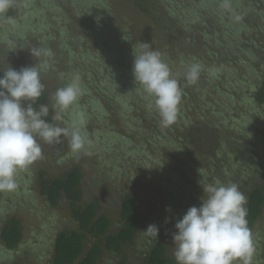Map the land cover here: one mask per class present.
I'll use <instances>...</instances> for the list:
<instances>
[{
  "label": "rangeland",
  "instance_id": "374dc122",
  "mask_svg": "<svg viewBox=\"0 0 264 264\" xmlns=\"http://www.w3.org/2000/svg\"><path fill=\"white\" fill-rule=\"evenodd\" d=\"M80 1L82 0H19L18 7L21 11L17 12L14 19L9 20L6 12L0 14V39L7 35L5 39L16 43L17 46L20 34L25 33L35 37L34 39L39 37L48 41L52 57H48L47 61L62 73L65 78L63 83H68L73 74L80 75L82 89L83 87L88 89V94H83L79 98L76 111L86 114L85 128L91 141L87 145V152L90 155L83 152L74 155L70 151L67 137L61 136L60 142L53 144L44 143L37 137L43 158L27 170L19 172L16 178L18 187L12 192H4L5 196L2 194L0 198V217H7L12 208L23 227L24 243L21 251L24 255L19 259L9 260L12 263L52 264L57 233L78 228L77 222L71 216L68 202H61L57 208H53L41 195L39 187L41 170L45 171L47 178H58L80 167L84 174L82 182L84 204L99 199L102 209L110 213L114 231L120 227L121 204L133 191L146 190L142 196L144 205H137L139 211L144 213L141 231L146 230L152 221L158 225L162 221L165 222L166 218H170V215L175 213L171 204L175 205L177 200L191 198L199 203L203 196L202 186L196 182L201 178L199 172L202 169L210 171L206 165L208 162L206 158L199 154L200 157L196 161L180 160L178 155L185 151L184 144L170 136L168 127L160 126L157 114L149 115L150 110L142 104L146 101H135L134 97L138 95L134 91L126 96L127 102L113 94V88L109 84L110 78L116 80L128 76L125 73L124 75L114 73L112 69L125 50L127 51L122 55V60L126 59V63L121 62L120 67L130 74L131 81H134L132 72L134 59H130L128 55L134 56L143 51L139 47L140 43L146 42L153 50L161 53L162 59L179 81L182 92L180 116L196 121L207 112L213 115L214 122L240 135L230 137L232 141L245 137L249 142L256 143L259 139L255 135L259 134L264 140V107L254 109L251 102L256 82L261 77L258 73L264 70V58H259L260 55H264V46L260 42L264 40V0H184L185 5H180L183 13H179L180 24L185 28L189 27L184 31L171 19L166 22L154 14L142 15L132 0H110L111 9L107 11L101 7L97 10L113 15L116 26L122 27V35L131 33L127 45L120 44L125 45L122 53L119 56L117 53L111 55L107 52V48L111 49L109 46L100 49L91 37L90 44L81 40L79 41L81 50L77 47V53L80 51L91 53L95 50L99 61L110 68L109 70L106 68L105 71L100 70L103 69L100 68V63L88 62L77 55L72 58L66 54L68 51L66 46L69 43L62 37L63 29L73 28L75 35L81 37L83 33L80 26H86L73 18L76 5ZM225 2L228 4L227 8L223 7ZM35 7L41 11L34 10ZM200 15H204L207 22H212L209 29L206 28L208 25L202 23ZM48 18L53 28H46L45 20ZM65 20L70 21L69 24L64 22ZM193 26L199 27L197 30L190 29ZM204 31L212 39L211 43L213 40H219L218 43L223 44L220 51L233 52L231 57L223 55L217 48L216 56L212 53L214 48L208 46L205 49ZM113 35L122 36L117 33ZM188 37H194L197 41L191 42ZM62 57L67 58L66 61L69 62L66 67L60 61ZM0 58L1 61H5L3 57ZM199 61L202 65L199 84L197 82L189 84L183 75L185 65ZM1 65L7 68L3 62ZM214 68L217 73L211 72ZM48 84L49 114L53 117L51 105L57 84L51 82ZM204 85H208L206 94L202 91ZM184 93L189 94L188 98ZM96 101L101 104L102 109ZM131 105V111H127ZM257 112L258 114H255ZM179 115L178 120H182ZM73 118L74 113L70 109L63 114L62 120L55 121L54 124L67 127ZM256 123L261 126L257 127ZM255 159L260 160L259 156ZM208 174V184L218 180L215 171ZM258 185H264V177ZM162 191H167L164 192L167 194L162 198L164 201L155 209L152 196ZM168 208L171 212L166 211ZM177 208L181 209V206ZM168 236L169 232L166 233V237ZM149 237L145 236L144 241ZM142 241L139 242L137 239L128 244L124 256L105 252L99 264H120L123 260L127 264H145L144 251L147 243ZM252 241L254 252L251 264H264V216L252 230ZM170 244L169 252L173 255L174 245L172 242ZM1 247L0 242V257L4 251ZM7 255L10 256L11 253ZM4 261L1 264H5Z\"/></svg>",
  "mask_w": 264,
  "mask_h": 264
},
{
  "label": "trees",
  "instance_id": "16d2710c",
  "mask_svg": "<svg viewBox=\"0 0 264 264\" xmlns=\"http://www.w3.org/2000/svg\"><path fill=\"white\" fill-rule=\"evenodd\" d=\"M41 2L43 3V1ZM109 2L110 0H95V2H93V0H82L80 3L78 2L76 5V13H73V18L87 26H80L83 33L82 36L75 35L73 28L70 30L63 29L61 32L62 37L67 43H69V45L66 46L68 50L66 53L67 56L70 55L72 58H75L77 55L78 58H83V60H87L88 62L93 61L98 64L100 63V68H103L100 69L101 71H105L106 68L109 70L110 68L99 61L97 58L98 53L95 50H92L91 53L89 51H80L77 53L78 48L81 50L82 47L79 41L84 40L90 44V39L92 38L91 40H93L100 49L109 46L111 49L108 50L107 48V52L113 56L117 53L119 56L122 53V48L125 47V45L122 46L120 44L127 45L129 37L132 36L131 33L122 35V27L118 28L116 26L113 15L105 11L101 12V10H97V8L103 7L108 11L111 9ZM132 2L142 15L150 16L151 14H154L166 22L171 19V21L174 24H177L182 31L189 28H185L180 24L181 18L179 13H183L180 9V5H185L184 0H132ZM172 3H175L178 7L176 8V5L173 6ZM97 5H100V7ZM18 6L19 0H12L11 7L6 11L9 20L14 19L17 12L21 11ZM35 8L36 9L34 10L41 11L40 8ZM199 18L202 19L203 24L206 26L208 25L206 27L207 29H209V25L212 26V22H207L204 15H200ZM94 19H96V21H93ZM55 20L56 19H53V21ZM64 22L69 24L70 21L65 20ZM45 24L47 25L46 28H53L50 18L45 20ZM76 26H78L77 22ZM198 27L193 26L190 29L197 30ZM115 33L122 36L116 37L113 35ZM6 36L7 35H4V37L0 39V56L5 60L1 61L0 58V76L3 75L2 72L7 71L9 66L16 70H19L22 67L32 66L36 62L29 52L33 46L47 49H49L50 46L48 41L42 40L39 37L34 39L35 37H31V35H26L25 33L20 34V39L16 46V43H11L9 40H6ZM203 36L206 37L204 41L206 43L205 49H207L208 46L214 48L212 53L213 56H216L217 52H215V49L217 48L220 51V47L223 46V44L218 43L219 40H213V43H211L212 39L207 36L206 31L203 32ZM188 40L191 42L197 41L194 37H188ZM260 42L264 46V40ZM126 51L127 50H125V53ZM220 52L228 57H231V54L233 53L222 50ZM125 53H122L119 56V60L113 65L112 69H114V73L116 72L117 74L123 75L125 73L128 76H122L116 80L110 78L111 82H108L113 88L112 92L118 98L120 97L126 100V96L134 91V93L138 95L134 97L135 101H146L143 93L139 91L140 86L138 84L136 85L134 81H131L129 77L130 74L120 67L121 62L126 63V59L122 60V55ZM128 57L134 59L133 55H128ZM259 58H264V55H260ZM259 58L257 61H259ZM66 59L67 58L62 57L60 60L65 67L69 64ZM1 62H3L7 68L3 67ZM48 64L49 68L41 72V81L45 85L44 92L36 103L32 105L36 110H39L41 104L48 105L49 103V82L57 84V87L54 90L55 92L57 88L65 85V83H63L65 78L62 73L54 68L53 65H50V62H48ZM211 72L217 73L218 71H215L214 68ZM258 76L261 77H259V80L256 82L254 88L255 93L251 99L254 109L264 107V70L258 73ZM198 80L200 81V79ZM199 81H197L198 84ZM108 82L106 85H108ZM207 86L208 85H204L202 89L205 94L207 93ZM83 94H88V89H85V87H83ZM184 94L188 98L189 94ZM127 101L128 100H126V102ZM96 103L102 109L101 104L97 101ZM142 104H144L143 107L146 108L147 101ZM131 108L132 105L128 106L127 111H131ZM148 113L149 115L156 114L154 111H148ZM255 114H258V112ZM212 116V114L206 112L203 117L199 120L196 119V121L180 116L182 120L177 119L174 124L168 126V133L170 136L172 135L171 137L174 136L184 144L185 151L182 150L183 152L181 151L182 153H179L178 155L180 160L196 161L197 158L200 157L199 154H202L203 158L205 157L208 161L206 162V165L210 170L208 172L212 173L215 171L217 173V181L225 185L235 183L239 186V190L247 198V203L245 205L247 208L246 219L248 227L252 233V230L257 227L260 219L264 216V185H258L259 181L264 177V151H259V149L264 150V140L259 134L255 135L257 136V139H259L256 143L249 142L245 137H242L240 140L232 141L230 140L232 139L230 137H237L240 135H236V133H232L231 129L214 122ZM44 119L50 123H55L51 114L44 117ZM181 123L182 125H179ZM257 123L255 125L258 127L260 124ZM256 156H259V161L255 159ZM157 157L158 154L156 159ZM208 172L202 169L199 172L201 178L198 179L196 184H200V182L201 184L203 183V185L208 184ZM171 173L174 174L173 172ZM39 179L41 195L47 199L49 205L53 208H57L61 202H68L71 216L78 224L76 230H65L57 233L54 242L52 264H99L105 252H114L118 255L124 256V250L127 245L133 243L137 239L139 242L143 240L142 242L147 243V245H145L146 250L144 251L145 264H177L174 255H171L169 252L171 246L170 242H172L171 234L176 231L174 224L177 219L182 218L183 214L190 207H199L201 204V199L198 201L199 203L191 198L183 201L180 199L179 201L177 200L175 205L171 204V208L173 211L175 210V213H172L173 215H170L171 217L168 218L170 222L165 223L162 221V223L160 222L157 225L159 228L158 237H149L144 241L146 235L140 230L141 220L142 217H144V213L139 211L137 205H144L142 196L145 195L144 192L146 193V190L137 192L133 191L131 194H126L127 197L121 204L119 215L120 227L114 231V222L111 219L110 213L102 209L99 199H95L89 204H84V192L82 189L84 174L80 167H76L65 174V176L58 178H47L45 171L41 170L39 173ZM175 180H178V178H175ZM164 192L167 191H162L152 196L155 209L159 207L161 201H164L162 198L167 194ZM170 192H172V190ZM2 194H4V192H0V198ZM168 195H170V193H168ZM7 206L9 205L7 204ZM178 206H181V209H178ZM15 208H17V206H15ZM0 218V242L2 244L1 248H4V251H2L3 256L0 257V264L3 260H5V264H20L12 263V261L9 260H12V258H15L16 260L24 255L23 251H21L24 243L22 223L15 217L12 208L7 217L4 216ZM150 223L154 224L153 221ZM167 232H169L170 237H166ZM7 253H11V255L8 256ZM120 264L127 263L123 260Z\"/></svg>",
  "mask_w": 264,
  "mask_h": 264
},
{
  "label": "clouds",
  "instance_id": "9594fccd",
  "mask_svg": "<svg viewBox=\"0 0 264 264\" xmlns=\"http://www.w3.org/2000/svg\"><path fill=\"white\" fill-rule=\"evenodd\" d=\"M11 4L12 0H0V14ZM223 7H228L227 2ZM139 47L143 51L134 54L132 66L135 84L144 94L147 109L158 115L160 126H171L179 115L182 96L179 81L159 51L148 43H140ZM29 52L36 61L32 66L19 70L9 66L0 76V192L14 191L18 187V173L43 158L37 137L47 144L59 143L61 136L67 137L72 154L90 155L86 117L84 112L76 111L83 95L80 75L73 74L52 98V119L62 120L63 114L71 109L74 113L71 123L67 127L50 123L44 119L49 115V106L41 104L36 110L32 105L44 92L41 72L49 68L47 58L52 53L39 46H33ZM201 71L199 62H191L185 65L183 75L187 83L194 84ZM201 186L204 194L200 206L190 207L174 224L176 231L171 235L177 264H251L254 248L246 219V196L235 183L225 185L217 181ZM168 222L166 218L165 223ZM142 232L157 238L159 228L151 224Z\"/></svg>",
  "mask_w": 264,
  "mask_h": 264
}]
</instances>
